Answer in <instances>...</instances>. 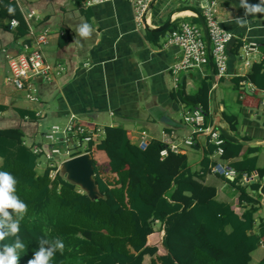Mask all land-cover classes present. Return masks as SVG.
I'll use <instances>...</instances> for the list:
<instances>
[{
  "label": "crops",
  "instance_id": "1",
  "mask_svg": "<svg viewBox=\"0 0 264 264\" xmlns=\"http://www.w3.org/2000/svg\"><path fill=\"white\" fill-rule=\"evenodd\" d=\"M9 1L16 3L23 19L32 11L36 13L30 22L25 23L27 27L30 23L37 32H48V43L43 47L45 58L62 70L55 73L53 79L39 77L35 80V102L29 101L24 92L17 91L8 80V56L25 52L31 36L27 33L16 38L17 29L7 26L9 19L14 17H0V107H4V110L0 109V129H22L24 143L32 147L42 145L36 136L38 126H54L49 123L54 118H67L68 124L74 119L88 127L92 125L98 130V136L90 141L93 142L90 153L98 164L105 162L103 152L96 149V144L103 138L104 128L120 127L126 130L131 143L138 146L143 136L148 143L157 139L166 141L168 146L171 142L177 144L178 151L174 153L184 154L189 168L201 173V161L209 137L203 133L194 134L192 127L184 122V114L193 106L184 103L178 92L194 94L202 80L211 81L210 68L207 64L200 69L181 71L175 81L171 67L180 60L182 50L179 46L168 44V35L181 22L201 27L198 19L196 22L193 18H197L193 10L201 13L204 2L158 0L163 15L159 11L157 19L150 15L149 28L162 25L169 18L168 27L171 28L165 32H153L136 26L128 0H112L89 8L82 7V0ZM214 1L218 23L233 35V39L226 46V75L211 81L209 112L205 113L208 117H204V123L207 120L211 126L217 122L211 114L212 91L215 89L224 124L236 138L247 144L243 145L238 158L221 160L213 154L211 162L221 161L228 167L232 161L241 158L247 147H258L255 153L257 167L264 170V89L246 80L253 65L264 63V14L248 16L247 24L240 26L236 23V19L244 15L239 6L240 0ZM247 2L257 4L259 0ZM4 4L5 0H0V8ZM82 22L89 23L93 28L88 39L76 35V27ZM249 43L256 44V51L246 54L244 46ZM237 78H241L238 84ZM258 80L262 83L261 79ZM27 113H32L38 120H32ZM191 136L195 137V143L188 145L185 142ZM2 162L0 157V165ZM36 169L44 171L39 166V160ZM100 177L111 180L116 174L107 173ZM250 177L258 179L256 172ZM246 179L244 177L242 182L245 183ZM202 181L216 187L219 201L236 203L238 194L227 184L224 176L210 170L204 174ZM261 203L262 208L255 215L256 224L264 218V196ZM154 231L148 237V244L158 246L163 254L165 249L161 241L164 231L158 222ZM261 248L262 244L256 250ZM147 258L145 264L150 261ZM263 258L264 254L260 253L253 263L251 255L250 264H257Z\"/></svg>",
  "mask_w": 264,
  "mask_h": 264
},
{
  "label": "trees",
  "instance_id": "2",
  "mask_svg": "<svg viewBox=\"0 0 264 264\" xmlns=\"http://www.w3.org/2000/svg\"><path fill=\"white\" fill-rule=\"evenodd\" d=\"M7 4L15 9L14 14L9 15L2 6L0 17L16 18L19 25L15 37L21 38L28 33L27 25L16 3L5 0ZM240 79H236L237 84ZM246 80L264 89V63L253 65ZM211 88V81L204 79L194 94L179 91L178 95L187 105H201L207 113ZM27 116L37 120L32 113ZM92 144L88 143L87 151ZM222 146L221 160L238 158L244 148L228 141ZM165 147V143L152 139L142 149L131 143L123 128L105 127L103 138L96 144L105 162L97 164L92 156L94 177L103 197L90 200L58 173L50 176L52 167L43 172L36 169L40 155L24 143L22 129H0V171L16 178V194L28 206L18 233L25 244L18 264H27L41 238H59L65 245L51 264H145L146 256L150 258L148 264H250L251 253L264 246V218L257 224L255 218L264 196V170L258 169L255 154L258 147H247L241 158L228 166L236 172L232 180L224 177L238 194L235 204L219 201L216 187L202 181L216 164L211 162L215 144L208 140L201 173L189 168L184 154L168 151L161 158ZM255 172L258 179L253 180L250 176ZM107 173L116 177H100ZM157 222L164 231L163 254L158 246L148 244ZM15 239L6 237L0 241V248ZM257 264H264V258Z\"/></svg>",
  "mask_w": 264,
  "mask_h": 264
},
{
  "label": "built area",
  "instance_id": "3",
  "mask_svg": "<svg viewBox=\"0 0 264 264\" xmlns=\"http://www.w3.org/2000/svg\"><path fill=\"white\" fill-rule=\"evenodd\" d=\"M112 0H103L101 3H105ZM132 6L136 26L144 28L147 24L148 27L151 26L149 21L150 11L149 5L152 0H128ZM204 3L201 5V15L203 17L204 23L207 28L208 36L210 39V53L212 56L215 76L223 77L226 75L227 70V56H226V46L233 39V35L224 30L216 18V1L214 0H202ZM158 2V1H157ZM100 4L94 3L93 0H82L81 5L83 8H88L93 5ZM156 4V3H155ZM154 4V5H155ZM36 16L34 11L26 14L24 16L25 22H30L31 19ZM149 16V17H147ZM19 25V21L15 18H10L7 26L9 29H14ZM28 34L31 36V42L29 46H25V52L8 56V68H9V78L14 85L15 89L19 92H24L25 97L31 101H37L36 90H35V80L39 77L50 80L53 79V75L61 71V67L54 66V64L49 63L43 51V47L48 43V32L47 31H35L32 26L28 25ZM168 44L179 46L182 50V56L178 62L172 65L171 72L175 81H177V74L181 71L200 69L208 64V51L206 47V42L201 30V27L197 24L190 22H181L175 29L171 30L168 35ZM246 54L256 51V44L249 43L244 46ZM205 111L201 105L193 107L191 110L184 114V122L188 124L193 129V133L196 134H206L209 137V141L216 145L214 155L219 158L224 153L223 143L225 139L221 136L218 129V124L215 123L211 126H205L204 123ZM49 133L45 136L47 140L51 141L54 135L58 133V126L54 125L48 129ZM66 137L63 141L70 140L71 147L75 148L76 155L88 152L87 147L83 146L81 141L83 140L86 144L95 137L98 136V130L95 128L91 129L82 123L75 122L74 119L69 122L66 129L62 131ZM71 135V136H70ZM164 137L166 136L163 134ZM80 137V142H74L73 137ZM164 143L167 144L166 141ZM172 143V142H171ZM170 144L167 147L161 149V158L165 157L168 151L176 152L178 151L177 144ZM188 145H193L195 143V137L191 136L185 142ZM148 144V141L143 136L139 141V147L144 149ZM43 145L32 146L33 152L38 155H43L41 149ZM45 148H49L48 144ZM52 148V147H51ZM59 149L52 148L44 157L47 160H53L54 156L58 159V164L55 167L53 161L47 166L52 167L50 171V176H54L58 173V166L60 164V154ZM68 150H66L65 155H68ZM59 154V155H55ZM75 156L74 153L69 154L68 158ZM68 158H64L68 159ZM211 170L214 173H218L226 178L233 179L236 172L233 168L225 166L221 161L217 162ZM247 180V179H246Z\"/></svg>",
  "mask_w": 264,
  "mask_h": 264
},
{
  "label": "clouds",
  "instance_id": "4",
  "mask_svg": "<svg viewBox=\"0 0 264 264\" xmlns=\"http://www.w3.org/2000/svg\"><path fill=\"white\" fill-rule=\"evenodd\" d=\"M101 3L103 0H93ZM9 15L14 14L15 9L11 4L4 5ZM244 10V15L236 19L240 26L247 24V17L255 14H264V0L257 4H249L247 0H240L239 5ZM93 32L92 26L82 22L76 27V35L82 39H88ZM87 66V65H86ZM16 178L7 171H0V241L12 236L16 239L12 244L3 245L0 248V264H18L20 252L25 251V244L19 238L20 222L28 211V206L16 194ZM39 248L36 250L27 264H51L57 251L63 253L65 245L59 238L52 240L41 238L38 240Z\"/></svg>",
  "mask_w": 264,
  "mask_h": 264
},
{
  "label": "water",
  "instance_id": "5",
  "mask_svg": "<svg viewBox=\"0 0 264 264\" xmlns=\"http://www.w3.org/2000/svg\"><path fill=\"white\" fill-rule=\"evenodd\" d=\"M157 0H152L149 8L152 10L154 4ZM193 10V9H192ZM196 14L199 24L203 30L204 38L206 41V47L208 51V65L210 68V78L212 82H215V69L212 60V56L210 53V39L208 36L207 28L204 23L203 17L200 12L193 10ZM170 23V18L167 21L159 26L149 28L148 25H145V28L150 29L153 32H160L165 30ZM27 42L30 41L28 40ZM212 116L217 119L218 129L220 131L221 136L225 139V141L235 143V144H247L245 141H240L236 138L229 130V127L224 124V120L220 117V112L218 110V105L216 102V91L213 89L212 91ZM58 174L65 179V181L75 185L80 191L85 194L90 200H97L103 197V194L100 192L98 187V182L94 177V165L93 159L90 152L81 153L65 159L60 162L58 166Z\"/></svg>",
  "mask_w": 264,
  "mask_h": 264
},
{
  "label": "rangeland",
  "instance_id": "6",
  "mask_svg": "<svg viewBox=\"0 0 264 264\" xmlns=\"http://www.w3.org/2000/svg\"><path fill=\"white\" fill-rule=\"evenodd\" d=\"M199 2L200 3H203L202 0H200ZM159 4H160V2L159 3L156 2V4L154 5V8H152V10H151V15H152V17H154V19H157V17H158V14H157L158 11H159V13L161 15H163V11L160 10V8H159L160 5ZM207 117L208 116L205 115V119ZM37 120H38V117H37ZM49 123H53L55 125L57 124L58 125V128H59V131H58L57 134L54 135L53 140L49 141L45 137L49 133L48 128L51 127V126H48V127L47 126H43V125L42 126H38V132L36 133L37 138H39V141H41V144L44 147L43 149H41V152L43 153L44 156L50 150H52V148L59 149L60 158L62 159V160H60V162H61V161H63L64 158H68V155L69 154H72V153L75 154L76 151H79V150H75V148L71 147L69 138H68V140L66 142L63 141L66 137L64 136V133L62 131H63V129H66V127L68 126V119L67 118H64V117L63 118H59V119L54 118V119L50 120ZM209 123L210 122L206 120V124L204 125V127L205 126H209ZM80 140H81L80 137H76V136L73 137V141L74 142H77L78 143V142H80ZM81 143H82L83 146H86L87 145L86 142H84L83 140L81 141ZM47 144H48V147L49 148H45V145H47ZM66 150H68V152H69L68 155H65ZM59 154H55V155H59ZM44 156H40L39 157V166H40L41 169L44 170V168L48 164L52 163L51 161H53V163L55 164V167H56V165L58 164V159L56 158V156H54L53 160H46ZM260 253H263L264 254V246H263V248L258 249V250L254 251L251 254L252 255V262L253 263L256 262V259L257 258H259ZM147 257L148 256L144 257V260H147L148 259Z\"/></svg>",
  "mask_w": 264,
  "mask_h": 264
}]
</instances>
